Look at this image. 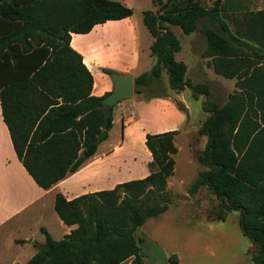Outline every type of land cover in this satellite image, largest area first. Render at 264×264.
Here are the masks:
<instances>
[{
	"label": "trees",
	"instance_id": "obj_1",
	"mask_svg": "<svg viewBox=\"0 0 264 264\" xmlns=\"http://www.w3.org/2000/svg\"><path fill=\"white\" fill-rule=\"evenodd\" d=\"M155 2L158 12H145L144 23L155 39L151 49L157 62L135 85L149 87L166 70L172 90L188 88L194 98L205 96L202 109L209 115L197 131L206 137L197 157L204 169L188 191L205 188L214 196L217 205L207 214L209 220L237 213L251 264H264V57L247 48L235 52L232 40L214 29L201 31L206 38L203 55L211 58L213 72L235 78L236 90L217 106L207 100L206 85H192L185 78L186 66L175 60L179 40L171 29L187 35L202 20L219 24L217 3L206 9L200 0ZM132 14L110 0H0L3 118L18 158L43 189L77 172L113 127L115 106L102 103L109 94L91 96L93 77L70 47L71 33H87L96 24ZM176 134L147 135L153 160L145 179L71 201L57 194L56 212L76 228L60 241L43 229L47 241L27 264H120L131 257L140 264L143 241L136 237L137 229L170 206L163 194L175 170Z\"/></svg>",
	"mask_w": 264,
	"mask_h": 264
},
{
	"label": "crops",
	"instance_id": "obj_2",
	"mask_svg": "<svg viewBox=\"0 0 264 264\" xmlns=\"http://www.w3.org/2000/svg\"><path fill=\"white\" fill-rule=\"evenodd\" d=\"M110 1L120 2L132 9L133 14L96 24L87 33H71L70 38V47L81 56L83 64L93 77L91 96L94 97H104L113 91L112 74L131 75L135 84L136 79L149 73L157 62L151 49L155 39L144 23L145 12L157 13L159 10L155 0ZM200 2L206 9L213 8L217 3L220 23H203L187 35L178 27L172 26L171 29L180 44L177 53L181 50L185 52L178 59L175 53V60L186 66L185 77L188 80H204L215 76V80L217 78L230 81L229 84L233 86V79L216 75L209 66L211 58L203 55L206 38L201 31L210 28L229 37L236 52L247 48L251 54L256 51L264 53V0ZM175 28L179 29L181 35L175 32ZM252 58L255 57L252 55ZM154 85H159V82ZM151 87H144L137 93L134 91L132 98L118 103L113 127L108 138L99 145L97 153L77 172L48 190L36 183L18 158L3 118L0 99V264L29 263L47 241L43 229L54 241H60L76 228L66 225L56 212L57 194H62L71 201L83 195L112 190L119 184L148 177L153 160L146 145L148 134L177 132V152L173 156L175 170L169 177L167 186L173 193L183 192L188 197V187L200 169L196 167V172L191 171L190 177L188 171L182 172V154L189 153L186 155V165L193 168L197 161V156L191 154L193 142L196 141L194 135H198L199 127L208 117V113L201 108L205 99H193L188 89L145 94ZM197 141L203 143L198 152L199 156L206 144V137L199 135ZM164 214L149 218L137 231V236L143 241L140 264H215L206 263L194 256L193 245L192 249L189 246L188 249L175 246L173 239L170 241L153 230H148L149 224L157 225ZM227 218L220 221L203 217L198 225L189 227L185 237L196 234L217 236L221 233L215 231L216 226ZM217 244L218 247L222 246L218 242ZM249 245L244 254L247 258L241 254L238 261H233L234 264H251ZM120 264L136 263L134 257H131Z\"/></svg>",
	"mask_w": 264,
	"mask_h": 264
},
{
	"label": "rangeland",
	"instance_id": "obj_3",
	"mask_svg": "<svg viewBox=\"0 0 264 264\" xmlns=\"http://www.w3.org/2000/svg\"><path fill=\"white\" fill-rule=\"evenodd\" d=\"M203 23H209V22L207 20H202L199 22V25ZM175 32L181 35V32L179 31L178 28H175ZM184 53H185L184 50H181V52L177 53L176 54L177 59L180 58V56L184 55ZM256 54L258 56L264 57V53L261 51H256ZM165 72L167 73L166 70L162 71L159 85H154V84L151 85L152 87L148 88L145 94H150V93L162 94V93L168 92L171 89L170 84H169V75L168 73L166 74ZM213 77L215 76H211L209 78L207 77L204 80L195 79L196 81H191V80L189 81L192 85H195V84L206 85L210 91L209 98L207 100H210L217 106H221L225 104L227 100V96L233 93L234 90H236L235 78L231 81V83H234L232 86L231 84H229L230 81L227 82V81L217 79V78L215 80V78ZM233 87L234 89H232ZM143 88L144 87L135 85V93H137L138 90H141ZM185 89H188V88H185ZM189 91L191 92V90ZM191 96H192V93H191ZM199 97H204L205 99V96L202 94L197 95L195 98L192 96L193 99H198ZM204 101L205 100H203L201 103V108L203 106ZM118 108H119L118 105L114 107L113 114L116 113V110ZM198 136L199 134L194 135L196 141L198 140ZM196 141L193 142L194 145H193V150L191 152V154L194 157L196 156L198 157V152H200V147H202V144H203L202 141L201 142L200 141L196 142ZM186 155H189V153L184 152L182 154V160H181L182 162H181V168H180L182 172L188 171L189 177H190L191 176L190 172L195 171L196 167H198L200 171L204 169L199 163H197L196 160H195L196 164L193 165V168L192 167L190 168V166H187L186 165V158H187ZM189 187H188V190H189ZM188 190H187V194H188V197H187V196H184L183 192L173 193L171 190L168 189V186H167L166 190L164 191L163 196H165L170 202L169 210L160 218L161 220H159L157 225L149 224L148 230H153V232L158 233L159 236H162L163 238L168 239L170 241H172L171 239H173L172 242L174 243L173 245L175 246H181V247L188 249V246L191 248V246L193 245L194 246L193 247L194 256H197V258L200 260L201 259L204 260L206 263L208 262V263H215V264H234L233 263L234 260L238 261L240 255L245 254L246 248L249 244L248 240L240 234V230H239L238 223H237L238 214L237 213L230 214L225 222L220 223L218 226H216L215 231H220L221 233V234H218L217 236H212V235L205 236L202 234H196L194 236H189L191 239L189 237L187 238L185 237V235L187 231L189 230V227H194L198 225V222L203 217H206L210 211L213 212V210L215 209L217 205V201L214 198V196L211 195L205 188L198 189V191L195 194H190ZM142 202L143 200H141L139 204L146 205L147 203V202L146 203L143 202L144 203L143 204ZM150 202L151 201H149L148 203ZM154 225H156L155 228H154ZM137 231H136V237L140 238L137 236ZM217 242L220 243V245L222 246L218 247ZM244 257L247 258L246 255H244Z\"/></svg>",
	"mask_w": 264,
	"mask_h": 264
},
{
	"label": "water",
	"instance_id": "obj_4",
	"mask_svg": "<svg viewBox=\"0 0 264 264\" xmlns=\"http://www.w3.org/2000/svg\"><path fill=\"white\" fill-rule=\"evenodd\" d=\"M111 78L114 83V89L102 100V103L109 108H113L121 101L132 98L135 91L133 76L114 73Z\"/></svg>",
	"mask_w": 264,
	"mask_h": 264
}]
</instances>
